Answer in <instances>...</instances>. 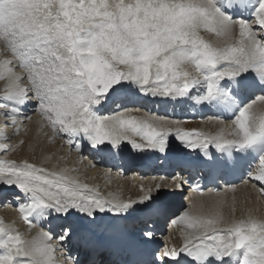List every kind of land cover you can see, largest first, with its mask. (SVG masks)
Instances as JSON below:
<instances>
[{"label":"snow or ice","instance_id":"obj_1","mask_svg":"<svg viewBox=\"0 0 264 264\" xmlns=\"http://www.w3.org/2000/svg\"><path fill=\"white\" fill-rule=\"evenodd\" d=\"M0 81V206L40 228L26 239L0 220V264H264V216L236 215L240 184L264 199V0H0ZM149 102L211 110L217 131ZM28 122L81 159L173 171L136 198L102 194L50 155L9 159ZM193 165L207 171L185 175ZM186 185L201 199L172 211ZM161 220L179 244L162 242Z\"/></svg>","mask_w":264,"mask_h":264},{"label":"bare ground","instance_id":"obj_2","mask_svg":"<svg viewBox=\"0 0 264 264\" xmlns=\"http://www.w3.org/2000/svg\"><path fill=\"white\" fill-rule=\"evenodd\" d=\"M3 87L4 83L3 81H0V89ZM145 106L160 115H168L176 118L187 117V122L182 125L185 129H197L206 133H214L218 128L216 124L207 119L212 114H205L203 116L191 118L192 110L194 113L198 114L199 111H209L208 109L197 110L190 106H180L173 110V108L169 109V105L151 102ZM256 107L258 111L264 110V105L258 104ZM132 114L142 116L143 111L133 112ZM201 117H204V119ZM37 119V117H33L34 121ZM26 128L27 132H24L22 129L19 137L27 142L26 145L22 149L11 153L8 157L9 159H17L19 161L20 159L26 157L30 160V162L39 163L41 154L50 155L53 159L46 166L52 167L53 165H56L57 169L65 167L68 169H76L77 171L70 172L69 174L77 176L81 182L87 183L90 186H98L102 194L113 193L116 195H122L125 198H136L140 194L139 190L141 186L147 188L150 185L160 182L159 177L162 174H156L154 170H150L148 173L140 174L135 167L131 166L130 163H132L133 160L130 156L126 155L123 157L124 165L120 168H117L115 165L112 167L110 163H97L96 159L92 157L93 154L91 155V153L87 150L83 153L84 158L81 159L80 154L75 150L69 151L67 146L61 148V141L59 140L55 143H48L46 138L40 134L39 128L34 122H28L26 124ZM8 131L10 133L11 129ZM15 142L16 138L13 139L12 143ZM170 144V156L175 157L179 148L175 141H170ZM29 145H31V147H29ZM32 149L35 150V155H33ZM180 154L182 155L183 153L181 152ZM101 155H99V157ZM93 163H95V166H93ZM123 168L126 170L123 171ZM109 169H111V172H109ZM165 183H171V181L166 180ZM185 187H187V185ZM186 191L187 189H185L183 194H177L168 198V204L173 207L172 211L179 209L182 204L186 206L189 200L198 201L201 199L199 193L187 191L188 194L186 197H188L189 200H185L184 194ZM209 195V193L205 192L203 199L207 200ZM236 195L240 201L237 205V217L240 216L242 207L257 209V214L264 216V199H260L258 193L254 192L249 186H239V190ZM245 200H247L246 204L244 203ZM0 220H3L7 224H13L22 233H24L26 239H33L34 237H37L40 231V228H33L29 231L27 225L19 219L16 209L12 206H0ZM163 227L165 235L162 241L167 243L169 246L179 244L180 237L177 226L170 224L166 225L164 223Z\"/></svg>","mask_w":264,"mask_h":264},{"label":"rangeland","instance_id":"obj_3","mask_svg":"<svg viewBox=\"0 0 264 264\" xmlns=\"http://www.w3.org/2000/svg\"><path fill=\"white\" fill-rule=\"evenodd\" d=\"M15 160H17V159H15ZM18 161V160H17Z\"/></svg>","mask_w":264,"mask_h":264}]
</instances>
